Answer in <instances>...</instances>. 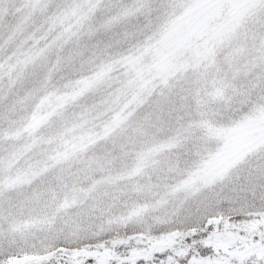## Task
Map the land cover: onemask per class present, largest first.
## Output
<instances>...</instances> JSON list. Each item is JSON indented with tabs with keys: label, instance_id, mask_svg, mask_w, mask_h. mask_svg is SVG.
Listing matches in <instances>:
<instances>
[{
	"label": "snow or ice",
	"instance_id": "obj_1",
	"mask_svg": "<svg viewBox=\"0 0 264 264\" xmlns=\"http://www.w3.org/2000/svg\"><path fill=\"white\" fill-rule=\"evenodd\" d=\"M0 264H264V0H0Z\"/></svg>",
	"mask_w": 264,
	"mask_h": 264
}]
</instances>
